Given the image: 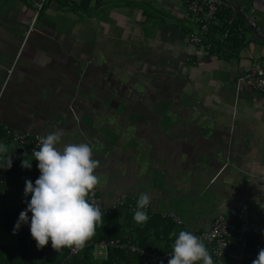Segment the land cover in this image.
Listing matches in <instances>:
<instances>
[{
    "label": "crops",
    "instance_id": "0c3cea01",
    "mask_svg": "<svg viewBox=\"0 0 264 264\" xmlns=\"http://www.w3.org/2000/svg\"><path fill=\"white\" fill-rule=\"evenodd\" d=\"M39 1L0 0L3 133L62 130L58 147L90 144L107 209L147 192V210L174 211L183 231L231 209L264 225V97L240 80L264 71V42L234 7L262 37L264 8L231 0L235 41L204 52L188 40L197 25L185 0H46L34 22ZM11 180L0 211H24Z\"/></svg>",
    "mask_w": 264,
    "mask_h": 264
},
{
    "label": "clouds",
    "instance_id": "9594fccd",
    "mask_svg": "<svg viewBox=\"0 0 264 264\" xmlns=\"http://www.w3.org/2000/svg\"><path fill=\"white\" fill-rule=\"evenodd\" d=\"M62 137V130H54L38 138L39 150H33L32 156L40 175L34 185L31 180L25 181L24 195L31 194V200L27 202L26 210L19 214L13 229L15 233L22 224H28L30 212L29 229L24 234V241L30 230L38 250L50 242L57 253L65 248L73 252L82 250L94 237L97 227L104 223L100 208L89 200L101 183L95 172L99 162L93 159V147L88 143H68L60 148L58 145L62 143ZM7 152V146L0 144V154ZM32 160L22 159L21 167L31 169ZM11 165L12 160L8 156L7 167ZM151 199L147 192L139 194L134 221L146 223L149 220L147 209ZM33 241L25 243L30 246ZM201 262L214 264L204 241L189 231H180L168 264ZM252 264H264V249L259 250Z\"/></svg>",
    "mask_w": 264,
    "mask_h": 264
},
{
    "label": "trees",
    "instance_id": "16d2710c",
    "mask_svg": "<svg viewBox=\"0 0 264 264\" xmlns=\"http://www.w3.org/2000/svg\"><path fill=\"white\" fill-rule=\"evenodd\" d=\"M230 14V11L222 10L219 17L221 19L228 18ZM236 18V22H239L240 18L238 16ZM235 38L233 34L232 40L235 41ZM3 140L4 133L0 129V142ZM7 142L10 141L7 140ZM14 147L17 150L12 151L13 153L10 155L12 160L10 168L7 167V157L0 154V165L6 167L8 176H12V180L8 184L23 182L25 188V181L31 180L34 185L40 173L36 167L37 162L32 156V148L30 146ZM25 154L27 155L25 156ZM22 159H33L31 169L21 167ZM2 179L3 177L0 178V181ZM5 187L6 182H0V192ZM30 200L31 194H28L23 202L27 206V202ZM128 201L122 203L121 211L100 209L104 218L103 226L97 227L94 237L73 256H69L68 248L58 253L55 252L50 242L39 250L35 241L27 246L24 241V234L29 229L31 213H28L29 223L22 224L14 233V226L21 212L15 210L0 211V264H154L153 260H143L141 251L149 250L154 255L172 252L174 241L183 229L176 227L174 223L168 220H163L160 215L150 213L148 210L149 220L146 223L134 221V213L128 211L129 205L136 208L137 202L130 203ZM121 212L124 213V218L121 217ZM10 235H13L14 240L10 243L4 242V239ZM111 241L116 242L118 246H106L104 256L93 255L94 246L100 242L109 243ZM132 247L135 248L134 251L131 249ZM260 249L263 248L258 243L257 236H252L248 250L258 254ZM168 260L160 261L159 264H168Z\"/></svg>",
    "mask_w": 264,
    "mask_h": 264
},
{
    "label": "built area",
    "instance_id": "2783aa9c",
    "mask_svg": "<svg viewBox=\"0 0 264 264\" xmlns=\"http://www.w3.org/2000/svg\"><path fill=\"white\" fill-rule=\"evenodd\" d=\"M76 2V0H67ZM46 0H40L35 4V13L33 21L35 22L39 13L41 12ZM255 6L264 8V0H254ZM188 13L192 16L197 25L196 33L190 34L188 40L195 46H199L204 52H208L215 45H226L228 40L232 37L236 30V16L231 13L228 18L221 19L219 13L222 10L230 9V3L227 0H185ZM255 12V7L251 10ZM249 24L253 27L259 35H262L259 27L254 20H250ZM216 31L218 39L216 43H211V32ZM241 81L246 82L252 90L264 97V71L261 68H255L247 71L241 78ZM38 135H29L27 133H12L8 129L4 130V138L9 140L12 144L21 146H30L33 150H39ZM3 179L1 183L7 181L6 167H0V178ZM89 200L94 202L100 209L104 207L103 200L97 195L95 191L94 196H90ZM122 205V204H121ZM113 206L109 210H116ZM136 208L129 205L130 213H134ZM160 217L163 220H168L175 224L176 227H184L181 218L174 211H166L161 213ZM264 233V225L248 221L239 217L238 211L231 209L225 214L216 216L210 227L199 232L193 233L201 238L209 253L212 256L214 264H252L257 255L248 250L250 238L252 236H260ZM25 241L30 244L33 239L30 235V230L25 236ZM118 246L116 242L109 243L100 242L94 246V255L104 256L105 247ZM133 251L135 248H131ZM77 252L69 250V256L75 255ZM172 252L164 255H154L149 250L141 251L143 260H153L154 264H159L160 261L170 259Z\"/></svg>",
    "mask_w": 264,
    "mask_h": 264
},
{
    "label": "rangeland",
    "instance_id": "374dc122",
    "mask_svg": "<svg viewBox=\"0 0 264 264\" xmlns=\"http://www.w3.org/2000/svg\"><path fill=\"white\" fill-rule=\"evenodd\" d=\"M5 141H6V139H4ZM3 142V141H2ZM6 143L8 144V145H11V147H12V144L10 143V142H7L6 141ZM14 186H15V188H8L7 189V193L9 194V196H10V198H15V197H17V195H18V193L19 192H23V196L25 197V195H24V184H23V182L22 183H19V184H14ZM24 200H25V198H24ZM128 202H130V203H135V202H137L136 200H129ZM120 211V210H119ZM14 240V237H13V235H10V236H8V237H6L5 239H4V242H9L10 243V241H13Z\"/></svg>",
    "mask_w": 264,
    "mask_h": 264
},
{
    "label": "water",
    "instance_id": "95a60500",
    "mask_svg": "<svg viewBox=\"0 0 264 264\" xmlns=\"http://www.w3.org/2000/svg\"><path fill=\"white\" fill-rule=\"evenodd\" d=\"M231 5H233L232 1L231 0H227ZM236 12L239 14V16L243 19V21L246 23L248 29L250 30V32L254 35V37L262 40L264 42V37H262L261 35H259L258 33H256L255 29L253 27H251V25L248 23V19L242 15L238 9L236 7H234Z\"/></svg>",
    "mask_w": 264,
    "mask_h": 264
}]
</instances>
